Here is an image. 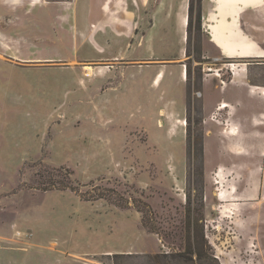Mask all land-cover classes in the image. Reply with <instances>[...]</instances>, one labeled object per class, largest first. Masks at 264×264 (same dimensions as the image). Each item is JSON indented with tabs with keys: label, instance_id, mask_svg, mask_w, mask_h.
Instances as JSON below:
<instances>
[{
	"label": "rangeland",
	"instance_id": "1",
	"mask_svg": "<svg viewBox=\"0 0 264 264\" xmlns=\"http://www.w3.org/2000/svg\"><path fill=\"white\" fill-rule=\"evenodd\" d=\"M179 1L0 0V264H264V0H214L206 114Z\"/></svg>",
	"mask_w": 264,
	"mask_h": 264
},
{
	"label": "crops",
	"instance_id": "2",
	"mask_svg": "<svg viewBox=\"0 0 264 264\" xmlns=\"http://www.w3.org/2000/svg\"><path fill=\"white\" fill-rule=\"evenodd\" d=\"M231 1V0H230ZM180 7L179 10L176 12V24L177 27L181 31V38L183 42L187 41V32L188 28L191 25L193 31H195V25L196 21L200 25V43L203 47V50H207L206 53H202L201 59L202 61H198V59H193L194 64H195V69L199 70L200 72V77L197 80V83L200 85V93L202 97V102H201V109L203 114H206L211 110V108H214L215 105H219L220 103L226 102L230 103L231 105L236 104L238 101L241 102V100L247 96V89L244 88L242 84H238L237 80L235 79V75L238 74H232L234 75L231 80H229L227 83L222 81V80H217L215 78V74L212 72V69L207 67L208 65H213L211 62L212 58L215 57L214 54H216L217 51H219L220 55H223L226 57L220 49L216 47V45L211 41L210 36H209V27L215 22L214 19H216V14H217V3L214 0H201L200 6H201V13L198 15L195 12V8L193 11H191L190 4L188 3V0H180ZM232 2V1H231ZM264 3V2H262ZM207 7H210L207 9L206 13L203 12V10ZM245 7H240L239 8V15L236 20V27L239 31V33L244 36L245 34L241 33V24L244 22L242 21V12L244 11ZM231 12L233 9H230ZM222 11V10H221ZM201 17V18H200ZM213 17V20H210V18ZM185 23V24H184ZM153 24H151L152 27ZM113 29L120 30L121 25L116 22L113 23ZM208 34V38L206 34ZM195 34V32H194ZM209 47V48H208ZM193 54V53H192ZM188 57V58H187ZM187 58V60H185ZM227 60H230V58L226 57ZM243 59V58H240ZM178 63L177 65L181 67L182 71V76L183 79L187 80V67L185 65L187 64L186 61L191 60L189 55L187 54V49L186 51H182L181 56L178 58ZM216 65V64H214ZM187 66V65H186ZM184 68V70H183ZM222 69V68H220ZM238 70V69H237ZM205 72H210V73H205ZM221 77V76H219ZM219 81L225 83V87L222 88V86L219 84ZM212 94V95H211ZM227 107L223 108L226 109ZM250 123L251 125L255 126V132H263L264 126L262 124H259V122H255L254 118H250ZM229 168H227L228 170ZM234 193L232 191L229 192V195H233Z\"/></svg>",
	"mask_w": 264,
	"mask_h": 264
},
{
	"label": "bare ground",
	"instance_id": "3",
	"mask_svg": "<svg viewBox=\"0 0 264 264\" xmlns=\"http://www.w3.org/2000/svg\"><path fill=\"white\" fill-rule=\"evenodd\" d=\"M243 57H246V56H243ZM85 70H86L87 74L89 75L90 74V67L89 66L85 67ZM227 106H228V104L226 102H223V104L220 106V108H225Z\"/></svg>",
	"mask_w": 264,
	"mask_h": 264
}]
</instances>
